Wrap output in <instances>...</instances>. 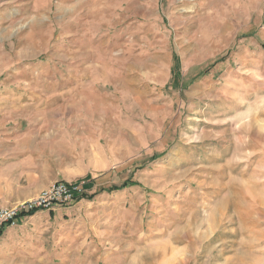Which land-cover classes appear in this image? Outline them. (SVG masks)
<instances>
[{
    "label": "rangeland",
    "instance_id": "rangeland-1",
    "mask_svg": "<svg viewBox=\"0 0 264 264\" xmlns=\"http://www.w3.org/2000/svg\"><path fill=\"white\" fill-rule=\"evenodd\" d=\"M58 181L0 264H264V0H0V194Z\"/></svg>",
    "mask_w": 264,
    "mask_h": 264
},
{
    "label": "built area",
    "instance_id": "built-area-1",
    "mask_svg": "<svg viewBox=\"0 0 264 264\" xmlns=\"http://www.w3.org/2000/svg\"><path fill=\"white\" fill-rule=\"evenodd\" d=\"M85 191L83 184H67L58 181L41 191L36 197L12 206H0V232L4 226H15L26 213L72 206Z\"/></svg>",
    "mask_w": 264,
    "mask_h": 264
},
{
    "label": "crops",
    "instance_id": "crops-1",
    "mask_svg": "<svg viewBox=\"0 0 264 264\" xmlns=\"http://www.w3.org/2000/svg\"><path fill=\"white\" fill-rule=\"evenodd\" d=\"M67 184L69 183V184H83V185H85V183L84 182H76V183H74V182H66ZM50 186H51V184H50ZM86 186V185H85ZM48 188V187H47ZM46 189V188H45ZM45 189H42V190H40L39 192H38V194L41 192V191H43V190H45ZM0 193H2V192H0ZM37 195V194H36ZM29 198H31V197H29ZM29 198H27V199H29ZM24 198H21L20 196H18V195H15V196H13V194H11V196H3V195H1L0 194V206H2V207H7V206H12V205H14V204H16V203H19V202H23V201H25V200H27V199H25V200H23ZM6 203V204H5ZM69 209V207H60V208H56V209H51V210H39V211H36V212H34V214L33 215H31V216H28V214L29 213H26V214H24V218H30V217H32V216H35V215H38V214H40V213H44V212H46L47 213V215L49 216V217H51V216H53L54 217V215L56 214V212H62V211H66V210H68ZM30 213H32V212H30ZM23 218V219H24ZM12 226H4L2 229H4L3 230V233L5 232V231H7L8 229H10ZM2 233V234H3ZM2 236V235H1Z\"/></svg>",
    "mask_w": 264,
    "mask_h": 264
},
{
    "label": "trees",
    "instance_id": "trees-1",
    "mask_svg": "<svg viewBox=\"0 0 264 264\" xmlns=\"http://www.w3.org/2000/svg\"><path fill=\"white\" fill-rule=\"evenodd\" d=\"M132 183H133V182H131V181H125V182L122 183L120 186H113V187H111L110 189H108V192H112V191H117V190L123 189V188H125V187H128V186L132 185ZM81 198H84V199H87V200H91V199L93 198V194H87V195L84 194ZM33 214H34V212L29 213L28 216H31V215H33ZM3 230H4V229L1 230V232H0V236H1L2 233H3Z\"/></svg>",
    "mask_w": 264,
    "mask_h": 264
}]
</instances>
